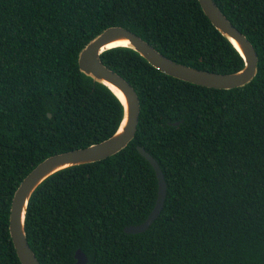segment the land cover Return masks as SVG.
<instances>
[{"label": "trees", "instance_id": "1", "mask_svg": "<svg viewBox=\"0 0 264 264\" xmlns=\"http://www.w3.org/2000/svg\"><path fill=\"white\" fill-rule=\"evenodd\" d=\"M254 45L258 74L230 90L166 75L130 48L103 63L136 90V136L118 154L61 170L29 204L26 231L41 264H264V0H215ZM167 58L231 74L245 61L198 0H0V264H21L10 235L14 194L47 158L100 143L124 106L86 77L78 57L109 27ZM51 114V117L49 116ZM167 182L160 216L144 232Z\"/></svg>", "mask_w": 264, "mask_h": 264}, {"label": "water", "instance_id": "2", "mask_svg": "<svg viewBox=\"0 0 264 264\" xmlns=\"http://www.w3.org/2000/svg\"><path fill=\"white\" fill-rule=\"evenodd\" d=\"M212 25L234 46L245 61L244 67L231 74H220L196 69L177 63L132 31L120 26L109 27L92 39L80 52V71L94 82L108 87L124 106V115L117 131L110 138L65 153L53 155L41 162L21 182L11 206L10 235L21 264H41L32 250L26 231L29 204L37 188L49 177L69 167L102 161L124 150L134 140L140 119L141 103L135 88L121 75L106 66L102 54L117 47L130 48L162 73L195 85L230 90L250 83L258 74L259 57L254 45L221 11L215 0H198ZM119 40L128 41L126 46L109 47ZM119 92L122 93L121 97ZM51 117V114L49 115ZM138 152L153 166L158 179V197L154 209L146 221L128 226L126 233L137 234L146 231L160 216L167 197V182L157 160L142 146ZM76 264H88L87 255L81 250L75 254Z\"/></svg>", "mask_w": 264, "mask_h": 264}, {"label": "bare ground", "instance_id": "3", "mask_svg": "<svg viewBox=\"0 0 264 264\" xmlns=\"http://www.w3.org/2000/svg\"><path fill=\"white\" fill-rule=\"evenodd\" d=\"M127 43H128V41H126V40H119V41L114 42V43H112L111 45H109V47H114V46H118V45H120V46H126ZM119 95H120L121 97H123V96H122V93H120V92H119ZM123 99H124V97H123Z\"/></svg>", "mask_w": 264, "mask_h": 264}]
</instances>
